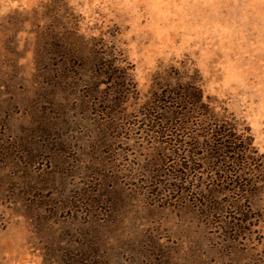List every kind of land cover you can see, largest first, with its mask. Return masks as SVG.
I'll return each instance as SVG.
<instances>
[{
	"label": "rangeland",
	"instance_id": "obj_1",
	"mask_svg": "<svg viewBox=\"0 0 264 264\" xmlns=\"http://www.w3.org/2000/svg\"><path fill=\"white\" fill-rule=\"evenodd\" d=\"M215 116L264 172V0H0V264H264Z\"/></svg>",
	"mask_w": 264,
	"mask_h": 264
},
{
	"label": "trees",
	"instance_id": "obj_2",
	"mask_svg": "<svg viewBox=\"0 0 264 264\" xmlns=\"http://www.w3.org/2000/svg\"><path fill=\"white\" fill-rule=\"evenodd\" d=\"M185 94H187V98L184 99L185 110H188V108L192 105H194V108H198L200 110H205L206 108L203 107V105H198L200 103L201 98L197 96L194 93H191L190 90L185 91ZM191 97V99H190ZM191 104V105H190ZM190 105V106H189ZM193 109V107H191ZM214 121V138H210L209 143V150L211 151L210 157L211 159L216 158H222L223 161L229 160V157L227 153H230L229 156H231V163L236 168V170H239L241 172H245V170H255L259 172L261 180L264 181V172L262 169V163L255 162L259 159H261V155L257 153V151L252 147L251 142H249L245 138H241V140L235 138L233 134H222L219 132L220 126L222 125L220 122V117L215 116L213 119ZM212 135V133H211ZM227 148H230V150H227ZM210 159V160H211ZM220 160V161H222ZM261 162V161H260Z\"/></svg>",
	"mask_w": 264,
	"mask_h": 264
}]
</instances>
